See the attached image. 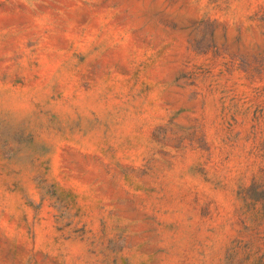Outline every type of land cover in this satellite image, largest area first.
<instances>
[{
  "label": "rangeland",
  "instance_id": "rangeland-1",
  "mask_svg": "<svg viewBox=\"0 0 264 264\" xmlns=\"http://www.w3.org/2000/svg\"><path fill=\"white\" fill-rule=\"evenodd\" d=\"M0 264H264V0H0Z\"/></svg>",
  "mask_w": 264,
  "mask_h": 264
}]
</instances>
